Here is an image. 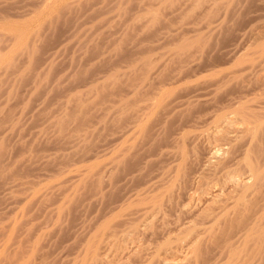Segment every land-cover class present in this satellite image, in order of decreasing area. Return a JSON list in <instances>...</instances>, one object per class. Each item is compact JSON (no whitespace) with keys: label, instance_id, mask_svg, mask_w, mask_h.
Segmentation results:
<instances>
[{"label":"rangeland","instance_id":"1","mask_svg":"<svg viewBox=\"0 0 264 264\" xmlns=\"http://www.w3.org/2000/svg\"><path fill=\"white\" fill-rule=\"evenodd\" d=\"M0 264H264V0H0Z\"/></svg>","mask_w":264,"mask_h":264},{"label":"bare ground","instance_id":"2","mask_svg":"<svg viewBox=\"0 0 264 264\" xmlns=\"http://www.w3.org/2000/svg\"><path fill=\"white\" fill-rule=\"evenodd\" d=\"M249 106H250V105H249ZM248 108H249V107H248ZM240 113H241V112H240ZM242 113H243V112H242ZM247 114H248V113H247ZM260 114H261V113H260ZM249 119H250V118H249ZM249 119H248V120H249ZM250 120H251V119H250ZM250 120H249V121H250ZM249 124H250V123H249ZM243 126H244V125H243ZM216 156H217V155H216ZM254 175H255V174H254ZM246 183H247V182H246ZM238 184H239V183H238ZM236 185H237V184H236ZM252 228H253V227H252ZM254 228H255V227H254ZM254 231H255V230H254ZM255 232H256V231H255ZM257 232H258V230H257ZM257 232H256V233H257ZM251 233H252V232H251ZM252 234H253V233H252ZM252 234H251V235H252ZM257 234H258V233H257ZM257 234H256V235H257ZM251 237H252V236H251Z\"/></svg>","mask_w":264,"mask_h":264}]
</instances>
